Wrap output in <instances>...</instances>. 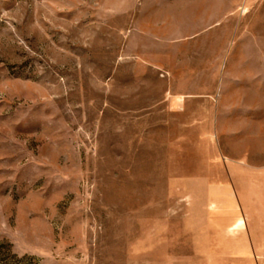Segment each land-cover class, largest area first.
<instances>
[{"label":"rangeland","instance_id":"obj_1","mask_svg":"<svg viewBox=\"0 0 264 264\" xmlns=\"http://www.w3.org/2000/svg\"><path fill=\"white\" fill-rule=\"evenodd\" d=\"M0 264H264V0H0Z\"/></svg>","mask_w":264,"mask_h":264}]
</instances>
